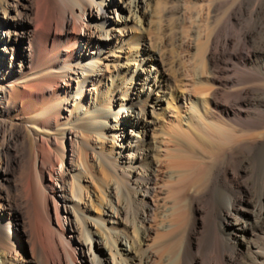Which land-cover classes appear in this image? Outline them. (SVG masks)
<instances>
[{"label":"bare ground","instance_id":"1","mask_svg":"<svg viewBox=\"0 0 264 264\" xmlns=\"http://www.w3.org/2000/svg\"><path fill=\"white\" fill-rule=\"evenodd\" d=\"M156 1L0 0V264H104V249L112 264H151L155 256L157 264H264V86L231 64L245 67L264 50V0H240L205 36L213 109L199 123L190 117L189 130L177 135L158 131L156 119L172 88L166 57L147 50L124 80L129 64L111 59L116 44L120 54L132 48L135 10L148 14ZM211 9V19L219 16V3ZM90 85L98 89L93 99ZM115 126L126 133L115 132L123 165L114 167L116 156L98 148L114 180L100 188L104 216H93L73 193L72 177L81 176L77 192L88 187L74 149L90 147L88 135L109 141L106 130ZM59 131L69 141L61 154ZM170 136L177 154L163 148ZM164 163L170 204L156 206ZM58 165L65 168L59 192L51 188ZM155 208L170 224L149 244Z\"/></svg>","mask_w":264,"mask_h":264},{"label":"rangeland","instance_id":"2","mask_svg":"<svg viewBox=\"0 0 264 264\" xmlns=\"http://www.w3.org/2000/svg\"><path fill=\"white\" fill-rule=\"evenodd\" d=\"M239 1L240 0H158V2L156 1L157 3L153 4L151 10L154 11H149L150 14L148 12V14L144 13L141 8L135 10L137 14L136 16L138 24L133 29H131L132 33H130V40L133 43L131 45L132 48L127 52L128 54H120V45L113 44V46L115 45L116 47L112 52L113 57H111V59L114 61H123L125 64H129L128 68H123L122 70L121 79L123 80L129 73L130 69L140 65L141 56L146 54L148 52L147 50H150L149 52L153 55L160 54L163 55L164 58L166 57L165 61L167 64V68L170 71L169 74L171 76V79L173 80L171 81V93L167 98L169 104H164L165 112H159L160 114L158 116L156 115V119H158L157 121L159 124L158 131H162L161 129H164L169 133L172 132L171 134L173 135L181 134L186 130H189L185 123H188L190 117L193 118V120H195L197 123H199L203 119H206L210 116V111H212L213 109V95L211 88L216 86V82L213 79L214 74L211 72L212 67L210 61H208L207 59V48L204 45L203 41L205 40V36L207 34H210V32L219 24V22H221L220 20L224 16V13ZM116 2L117 0H115V3ZM214 2L219 3L220 13L218 12L219 16L211 19V8ZM177 6L181 7L184 10H182L183 17L180 19L178 18L179 16L177 15V13L174 12V7ZM84 20L86 22L89 21L88 17H85ZM77 25V28L80 27V24L78 22ZM78 29L79 35H81V38H84L85 30H80L81 27ZM127 35L129 34L127 33ZM121 37L123 38V36ZM101 45L106 46L105 41H102ZM76 46V44L72 43L68 45V48L75 50ZM203 48H205L206 50ZM254 48L255 47H251L250 49L254 50ZM76 52L78 54L79 50L77 49ZM244 52L245 50H243V53ZM119 55L121 57H119ZM251 61V64H248L245 67L237 60H232L231 64L234 67V70L245 75L252 74L254 76V82L256 84L264 86V70L262 69V62L264 61V50L262 52H256ZM108 68L109 71L106 74H112V69L114 68L111 66ZM155 68L156 66L151 64L149 70L154 71ZM123 84L126 85L125 81H123ZM75 86L76 85H74V87ZM88 89H92V86L90 85ZM15 90H18V87H15ZM97 92L98 89L94 90L93 88L90 93L91 95H88H90L89 97L93 99V97L97 95ZM87 102L88 97L86 98L85 96L77 102V106L80 107L87 104ZM47 104L48 103L46 102L45 104H39L37 106V109L34 112L27 114V116H35L36 114L47 108ZM177 129L179 131H177ZM115 132H120L121 136L119 135V139H122L126 134L121 132L118 126H115L114 129L106 130V133L109 136L111 135L109 141H102L96 135H88L87 141L90 147H85L82 149V147L78 144L74 149L76 158L79 157L78 160H80V163L82 162V168L83 165H85L83 168V173L85 178L87 179L88 187L85 188L81 193H79V191L77 192L76 187L79 179H81V176H76L77 178L72 177L70 181L71 185L73 186V193L75 199L80 200L82 203L78 205V207H80V209L82 208L81 210H84L93 216H104V209L99 206L101 197L100 188H104V184H111L114 180L111 169L107 167V165L102 161H100L97 152L102 151L103 149L104 151H109L111 155L116 156L114 157L112 165L114 167L123 165L122 159L117 158L121 141H118L116 139ZM170 137L172 139H167L164 142L163 148H168L173 151L172 153L177 154L175 149H179V147L177 146L176 141L173 140V137ZM57 138L59 145L57 150L60 153L62 152L63 143L68 146L69 141L67 140V142H65L63 138V131H59L57 133ZM91 147L94 149H91ZM98 148L103 149L100 150ZM161 159L162 157L160 158V160ZM205 161L208 162L209 159L207 158ZM64 169L65 168L61 165L53 168L55 178L51 183V188L57 192L61 190L59 176L62 174ZM158 171L159 172L156 180L158 183L155 181L156 188L153 192L155 196L152 194V199H154L153 201L155 202L154 204L156 206H161L167 203L170 204L169 188H167L170 172L168 171L167 165L165 163L158 167ZM102 184L103 186H101ZM81 197H83V200L81 199ZM105 197L106 196L104 195V200H106ZM60 207H62V203L60 204ZM129 209L133 216L135 210L132 207H130ZM156 209L157 208H155V211L152 214V221L150 222L151 227L148 233L149 237H147L149 244L153 243L157 239L158 233L162 232L164 228H166L170 224L169 219L164 217V214ZM158 211L161 213L160 215ZM132 216L129 217L130 222L132 221ZM62 218L66 226H68L70 220L69 217L62 214ZM14 227L18 233L22 232V226L18 221L14 223ZM68 238L72 239L73 237L68 236ZM24 241L25 240L23 237V242ZM259 241L262 242L263 240L260 238ZM116 245L118 246V244ZM93 248L97 253L98 250L95 242L93 243ZM25 250L28 251L26 243ZM104 250L105 253L103 252L101 254V256L106 259L104 264H112V258L109 256L107 249ZM76 253L78 255L79 250H77ZM153 260L155 262H151V264L158 263V259L156 258V256L153 258ZM78 264L86 263L82 262V260L78 258Z\"/></svg>","mask_w":264,"mask_h":264}]
</instances>
